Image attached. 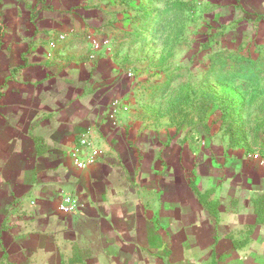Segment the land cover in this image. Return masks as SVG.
Wrapping results in <instances>:
<instances>
[{
    "label": "crops",
    "instance_id": "crops-1",
    "mask_svg": "<svg viewBox=\"0 0 264 264\" xmlns=\"http://www.w3.org/2000/svg\"><path fill=\"white\" fill-rule=\"evenodd\" d=\"M105 4L0 0V264H264V168L142 119L139 81L95 42ZM81 138L102 154L80 170Z\"/></svg>",
    "mask_w": 264,
    "mask_h": 264
},
{
    "label": "rangeland",
    "instance_id": "rangeland-1",
    "mask_svg": "<svg viewBox=\"0 0 264 264\" xmlns=\"http://www.w3.org/2000/svg\"><path fill=\"white\" fill-rule=\"evenodd\" d=\"M101 1L113 33L95 42L139 81L142 119L264 168V0Z\"/></svg>",
    "mask_w": 264,
    "mask_h": 264
},
{
    "label": "built area",
    "instance_id": "built-area-1",
    "mask_svg": "<svg viewBox=\"0 0 264 264\" xmlns=\"http://www.w3.org/2000/svg\"><path fill=\"white\" fill-rule=\"evenodd\" d=\"M63 35H57L56 37H51L47 43L49 51L46 53L47 57L52 56V51H54L59 42H63L65 39ZM128 77L131 76L130 73L127 74ZM102 154V149L95 143L87 140L86 138H81L78 141L72 151L71 158L74 166L77 169H86L89 166L95 164L98 158ZM79 209V205L76 203L75 198L72 195L66 194L59 203V211L66 215H73Z\"/></svg>",
    "mask_w": 264,
    "mask_h": 264
}]
</instances>
